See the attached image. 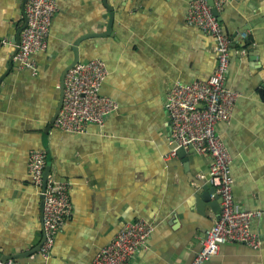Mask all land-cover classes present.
<instances>
[{
	"label": "crops",
	"instance_id": "0c3cea01",
	"mask_svg": "<svg viewBox=\"0 0 264 264\" xmlns=\"http://www.w3.org/2000/svg\"><path fill=\"white\" fill-rule=\"evenodd\" d=\"M190 1L108 0L113 35L86 40L78 50L80 62L106 63L101 92L119 108L102 129L72 134L50 127L61 77L74 61L75 41L106 33L110 11L104 0H58L47 49L33 56L38 74L14 62L0 88V253H26L44 239L41 193L28 166L31 154L44 149V179L70 184L72 212L50 258L38 252L17 264H91L125 223L139 219L153 233L130 264L193 263L220 213L198 203L203 187H213L210 160L191 149L170 157L176 145L166 95L177 82L208 79L217 63L213 39L187 23ZM26 6L0 0V77L15 49L4 42L13 43L24 26ZM219 14L232 40L227 83L242 97L218 134L232 159L236 202L264 213V0L229 1ZM253 230L259 250L226 243L206 264H264L263 218L254 219Z\"/></svg>",
	"mask_w": 264,
	"mask_h": 264
},
{
	"label": "built area",
	"instance_id": "2783aa9c",
	"mask_svg": "<svg viewBox=\"0 0 264 264\" xmlns=\"http://www.w3.org/2000/svg\"><path fill=\"white\" fill-rule=\"evenodd\" d=\"M229 1L239 0H214L215 8L220 12ZM25 11L27 28L21 34L19 52L14 62L20 69L29 70L36 76L38 68L33 56L47 49L52 21L58 11V0H29ZM187 23L213 39L216 67L206 80L190 84L175 83L166 95L165 109L170 119L172 142L176 145L170 157H177V150L181 147H193L211 162L210 183L220 198L221 212L214 226L206 231L192 263L206 264L226 243L245 244L255 251L259 250L262 240L253 230V221L258 217L264 219V213L245 210L236 202L232 159L218 134L220 124L229 125L232 122L237 102L242 97L227 83L231 37L215 16L209 0L190 1ZM241 34L244 39L247 38L246 33ZM4 45L14 46L9 41H5ZM108 75L107 65L101 59L79 62L71 69L65 78L63 108L55 127L72 134H84L90 125L102 129L106 117L119 108L115 100L101 92ZM28 166L32 183L42 193L47 152L44 149L34 151ZM44 195V242L39 253L48 259L58 233L72 212L70 184L48 179ZM152 233L153 227L143 219L125 223L91 264H130L136 254L146 248ZM2 264L17 263L10 260Z\"/></svg>",
	"mask_w": 264,
	"mask_h": 264
},
{
	"label": "water",
	"instance_id": "95a60500",
	"mask_svg": "<svg viewBox=\"0 0 264 264\" xmlns=\"http://www.w3.org/2000/svg\"><path fill=\"white\" fill-rule=\"evenodd\" d=\"M29 0H25V4H27ZM107 8L109 9L110 11V19H109V26H108V30L106 33L104 34H91V35H85V36H82L80 37L79 39H77L74 43V61L72 62L71 65H69L64 73L62 74V77H61V83H60V100H59V104H58V107H57V110L55 112V115L50 123V127H52L62 108H63V101H64V91H65V78H66V75L67 73L73 69L79 62H80V55H79V45L86 41V40H89V39H94V38H99V37H108V36H112L113 33V24H114V12H113V9L108 5V0H104ZM209 5L213 8V12L215 14L216 17H219V12L217 11V9L215 8V3H214V0H209ZM264 20V19H263ZM27 28V18H26V11H25V23H24V26L21 27L16 36L14 37L13 39V44H14V52H13V55H12V61L8 67V70L6 71V73L4 75H2L0 77V88H1V85L3 83V81L6 79V77L10 74V72L12 71L13 69V66H14V58L15 56L17 55V53L19 52V46H20V42H21V34L22 32ZM247 29H244L242 30L243 32L246 31ZM264 88V87H263ZM260 96L264 99V89H262L260 91ZM188 149H191V150H194L193 147H190ZM177 155L180 156L181 158L185 157L187 155V149L186 148H179L177 150ZM46 182L45 179H44V188L42 190V193H41V210H42V213L44 212V201H45V187H46ZM204 189V193L200 194L199 195V198L200 200L198 201V203L200 204V206H209L211 207L214 211L220 213L221 212V205H220V198L218 195H216V188L215 187H208V186H204L203 187ZM43 242H44V239L43 241L41 242V244L39 246H37L35 249H32L31 251H28L26 253H22V254H17V255H3L2 253H0V261L2 263H5V262H8L10 260L12 261H16L18 259H22V258H27V257H30V256H33L35 255L36 253H38L43 245Z\"/></svg>",
	"mask_w": 264,
	"mask_h": 264
}]
</instances>
